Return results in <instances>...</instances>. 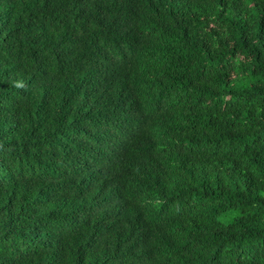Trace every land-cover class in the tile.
<instances>
[{"label": "trees", "instance_id": "obj_1", "mask_svg": "<svg viewBox=\"0 0 264 264\" xmlns=\"http://www.w3.org/2000/svg\"><path fill=\"white\" fill-rule=\"evenodd\" d=\"M0 264H264V0H0Z\"/></svg>", "mask_w": 264, "mask_h": 264}]
</instances>
